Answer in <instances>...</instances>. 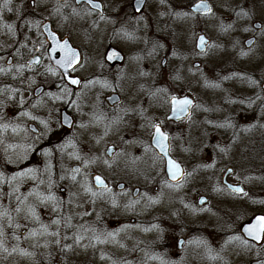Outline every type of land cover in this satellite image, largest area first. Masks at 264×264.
I'll list each match as a JSON object with an SVG mask.
<instances>
[{"label": "rangeland", "instance_id": "obj_1", "mask_svg": "<svg viewBox=\"0 0 264 264\" xmlns=\"http://www.w3.org/2000/svg\"><path fill=\"white\" fill-rule=\"evenodd\" d=\"M31 1L28 2L29 8ZM196 1L198 0H167V3L162 5L160 0H151L144 15V21H147V26L145 27L144 21L140 19H129L130 26L128 28L130 31H135L138 39L143 42L146 41L151 32L152 35L162 38L161 43L164 48L160 49L161 55H166L170 58L171 88H169V92L175 96L191 93L196 97V105L199 107L193 111L194 115L189 122L191 124L189 125L192 126L193 124L194 127L190 128L189 125L185 126L184 124L167 127L172 142L176 144L179 160L183 161L185 155L189 153L184 150L185 147H182V142L185 140L193 142L204 140V143L207 141L205 144L219 142L227 150L226 155L222 154L223 164L227 167L233 155L238 156L236 151L234 154L232 153L233 149L229 145L233 127L225 131L216 125H221L225 122L224 119L233 117L236 120L231 125L237 123L236 132L241 134L243 131L251 130L254 117H256L253 107L254 104L259 102L255 98L264 83V36H261L258 32H245L243 29L251 27L253 23L264 21V5H260L257 0L256 15L252 21H236L235 14L232 11L236 3H243L244 0H208L215 11L214 17H196L193 15L187 19L179 20L169 15L173 11L190 12V7ZM4 3V0H0V58H2L0 59V67L6 68V58L12 55L20 63L23 60L24 50L21 47L19 37L17 35L13 37L3 26L7 24V21L9 24L15 25V30H18L25 19L22 14L24 11L23 5L25 4H22V0H12L10 4L12 11H9L11 12L9 14L8 10L3 7ZM30 9L32 14H35V8L31 7ZM80 17L75 18L73 38L78 43L83 44L84 60L87 61L85 66L89 71L87 75L89 77V75L93 74L89 66L95 60L103 59L102 43L105 42L106 38L115 37L116 34L111 31L106 32L104 30L107 27L106 25H86L84 21L86 18ZM222 21L225 24L234 23L235 30L223 33L220 29ZM201 33L207 35L211 39V43L219 45V47L210 50L202 57L195 51V41ZM144 36L145 39L143 38ZM251 37L257 39L256 44L253 46L249 56H241V51H249L245 49L244 42ZM120 39L126 45L134 44L133 40H128L121 35ZM237 41L239 42L238 44L236 43ZM146 43L148 45L154 44L152 39L150 41L147 40ZM17 52L19 53L18 55ZM173 52H176L177 55L173 56ZM194 62L201 64L199 72L192 69ZM178 70L181 79L176 81L172 77ZM44 71L43 66L39 72L44 73ZM14 74L15 71L8 75L0 74V83L2 85L0 88L5 87V81L1 82V80L5 76L12 77ZM241 75L257 80L259 82L258 85L253 86L247 79H240ZM225 77L229 78L225 79ZM32 79L37 80L35 76H32ZM89 79L93 78L89 77ZM213 79L215 84H219L220 87L206 86L205 80L212 83ZM161 83L163 84L164 82L162 81ZM131 87L132 85L129 84L130 89ZM97 88L98 91L105 90L99 86ZM49 92L55 93L56 90H50ZM25 97H29V94H26ZM43 102H49L47 96H44ZM3 104L4 102L0 106ZM160 104L159 106L161 107L164 104V100H160ZM204 109L208 110L205 111ZM55 110L56 107L53 105L45 109L48 114ZM156 112L160 113V109L156 108ZM157 113L156 117L158 118L160 115ZM52 117H54V114ZM197 118L198 123L196 125ZM25 120H28V118L19 115L11 124H15L18 129H24ZM250 120H252V123H248ZM3 124H6V119L2 114L0 115V125ZM6 134L7 131H0V141H3L0 143V173L5 176L7 167L6 140L8 139ZM239 136L243 137L242 134ZM133 150L132 147L125 146L121 148L124 153ZM196 150L198 153H194V156L198 154L200 159L204 157L203 152L199 148ZM122 157L118 158V162L113 168H108L109 172L117 171L118 174L110 179L117 183H125L131 188L122 193L113 190V194L120 205L118 208L112 206L110 196L106 195L108 203L107 220L112 223H120L118 228L112 229L108 226V223V230L96 228L97 224L95 222L99 221L100 216L99 211L94 212L92 208L91 210L88 208L91 215L83 216V219L77 216V213L83 215L86 209L77 208L73 209L72 212L71 205L68 204L69 199H71V189L67 190L65 197L59 191L55 194L64 201V212L73 216L72 223L75 224L72 229L62 226L60 229L61 237H72L78 232H83V228H81L83 225L97 229L98 233L120 232L118 240L124 247L113 243L99 244L90 239H84L81 245L77 246L73 239H61L60 246L53 243L49 248H33L31 245L34 241L25 240L22 232L26 230L27 233L30 228L36 229L39 225L29 223L21 216L18 220L23 225L21 229H6V245L11 249L18 243L12 238L13 232H16L17 235H21L20 247L34 252L35 258H24L18 254L7 256L0 252V264H113L114 261L116 264H160L159 259H152L153 256L162 257L169 264H258L257 250L247 251L238 242L228 243L230 237L236 236L233 235L234 227L242 225L250 216L254 215V211L238 207L232 210L228 207L227 200L218 202L214 199L209 201L206 206L199 207L197 201L200 197L199 193L202 191V186L197 184V179L191 178L181 190L176 191L165 187L162 164L157 159H153L154 161L147 159V152L144 149L134 150L130 155L129 164L123 163L122 165L124 173L119 174V161ZM15 160H18V155L15 156ZM133 160H135V163H132ZM48 163L50 161L45 163V165ZM193 169H190V172ZM220 173L222 174L224 171ZM219 177L221 178V176ZM33 187L34 182L26 180L20 185V192L26 194ZM134 188L140 189L141 203L134 209H129L125 205L138 198L132 197ZM9 192L11 191L7 184H0V205L8 208L9 211H13L16 201L14 197L9 198L7 196ZM143 194H147L154 199L158 198L159 202L154 205H147ZM75 198L78 201V197L75 196ZM185 204H189L191 207H185ZM82 206L84 205L82 204ZM193 208L195 211L192 210ZM202 209H206V211H202ZM40 210H43L40 217L44 223L50 224L51 219L56 218V213L51 212L50 209L40 207L37 209L39 214L41 213ZM13 214L15 213L13 212ZM87 219L89 221L91 219L95 220V222L88 224ZM132 219L135 220L134 224L131 223ZM85 220L86 222H84ZM153 225H157L159 230L153 228ZM121 229H124V231L121 232ZM145 229L150 230L145 231ZM84 235L91 237L92 233L85 232ZM180 237L186 240L182 249L177 248V242ZM47 239L51 240L52 238ZM43 242L41 240V243ZM161 242L166 243L164 248ZM205 243L207 247L204 246ZM64 245H71L72 251H62L61 248ZM84 245H88V247L85 248ZM155 245L156 248H154ZM208 248L213 250L212 253L208 252ZM216 254H219L222 259L211 258V256Z\"/></svg>", "mask_w": 264, "mask_h": 264}, {"label": "flooded vegetation", "instance_id": "obj_2", "mask_svg": "<svg viewBox=\"0 0 264 264\" xmlns=\"http://www.w3.org/2000/svg\"><path fill=\"white\" fill-rule=\"evenodd\" d=\"M29 1L30 0H22V4H25L23 5L24 11L22 13L25 19L21 24V27L18 30L16 29V32H18L16 35L19 37L21 44H27V48H23V60L19 63V61L16 60L12 55H9L6 58V62L9 58H11V62L13 65H19L28 63L34 56L42 55L43 58L42 65L34 66V71H28L27 69H25L23 82L20 79L14 80L12 78L13 76H7L10 79L13 87L26 89L23 91V99L26 101V103L24 104L23 108L20 107L17 101L7 99V101H5L4 103L6 112V124H9V128L6 134V136L8 137V139L6 140V177L16 175L18 172L28 167L39 168L41 171H43L45 163L50 161V163L54 166V178L57 180L58 185L53 189V191L55 193L59 191L63 195V197H65L67 195V190L71 189V200L73 201V204L71 205L72 212L73 209L77 208H83L86 209V212H89L88 208L90 210L92 208L94 212L99 211L100 219L96 222L95 220L91 219L89 221V219H87L88 224H92L91 222H95L97 224L96 228L98 227L100 228V230H108L107 223L108 226H110V228L112 229L118 228L120 223H112L107 220L106 212L108 203L106 201V195L102 198L90 197L83 192L79 184H74L70 180L60 181L58 177L60 175L66 174V169L80 167L82 169V173L87 175L89 182L93 181L95 175H100L106 180L112 190L122 193L131 187H129L125 183H117L112 181L110 178H114L116 175H118L117 171L109 172L108 167H106L102 163V159L105 158L107 149L114 148L116 152H121V148L126 146L132 147L134 150H145V147H148L149 150L147 151V159H157L163 166V178L165 179V181L169 180L165 172V161L163 160V158L159 157L156 154L152 146L151 131L150 129L143 127L145 121L141 119L139 114H129L124 118V123L119 126L118 130L113 129L108 133L107 136H104L105 125L108 124V122L111 119L115 118L118 114V110L112 104V101H110L111 98L117 97L122 98L125 105L131 107H136L137 105H139L146 109L145 115L149 119L156 118L157 122L163 121L161 127L169 135L170 138L171 136L167 130V127L179 126L181 124L188 126L190 124V121L187 120V118L180 122L168 120V117L170 115L169 104L164 102V104L160 107V100L151 99L147 91L139 90L141 85H143L145 89L149 90L161 88L162 86L163 88H167L168 92L169 88H171L170 58L166 55H161L160 49H158L157 53H155L154 55H148L153 45H148V43H146L147 40L150 41L152 39L154 43L162 44V38L158 37L157 35H152L151 32L146 41L143 42L141 39H136L134 40L133 45H126L120 39V35L118 34L121 27H125L130 31V29L128 28L130 26V22L128 21L129 19H139L141 16L144 17L146 13L145 11L148 9L151 0H144L143 10L140 13H136L134 11V4L136 0H95V2L102 4V11L104 15L109 19L116 21L114 24L105 20H101L99 12H96L95 10H93L95 14L85 15V12L90 9V5H87L85 3H77V0H66L68 6L63 8L61 13L59 14L54 12V9L58 6V0H37L39 7H33L32 0L30 2V8H35V14H32V10L28 6ZM59 2L64 3V0H59ZM198 2H200V0L193 3V5L190 7V12L192 10V7ZM206 2L210 4L208 0H206ZM114 4L119 6V12L114 10ZM73 9L79 12L80 15H73ZM9 14H11V12H9ZM80 16L86 18L84 19L86 25H106L107 27L104 29L106 32L111 31L116 34L115 37L111 36L110 38H106L105 42L102 43L103 59L95 60L89 66L91 72H93V74L89 75V77L101 80L106 79L113 85L119 84L124 89V91L121 92L119 87L116 91H111L109 89L98 91V85L94 88H86L81 90V88L79 87L74 88L70 85V87H72L73 93L75 94L73 95L74 100L76 99V95H80L83 97L80 102L82 104V111L86 113V115H81L80 113H78L70 103H61L59 101L43 102L39 107H31V105L40 98L41 94L39 96H35V91L38 88H42L44 93H47L50 90H56L55 93L60 94V89L57 88V84L65 83V81L61 80L60 76L58 75H41L42 73L39 72L45 64L51 65L58 72L62 71L56 66V64L50 57V42L45 36V30L48 29L45 27H49L52 32L58 35V40L61 44L65 40L68 41V43L72 47H74L81 53L82 61H85L84 52L82 49L83 44L78 43L75 38H73L75 18ZM194 16L205 17L202 14H194ZM26 21L34 22L39 25V27H34L29 30V25L25 23ZM6 23L9 24L7 21ZM4 29L6 28L4 27ZM200 35H204L209 41H211V39L207 37V35L202 33L199 34L195 41V51L197 54L199 51L196 48V43ZM155 37L157 40L155 39ZM143 38L145 39V36ZM251 38H254L257 42V39L255 37ZM245 42L244 47L245 49L249 50V48H246ZM37 49H39V51H37ZM55 51L56 60L57 57L60 56V54L57 53L58 44H56ZM109 54H113V56H111L112 58L110 60H107L106 58L109 56ZM202 56L203 55H200V57ZM6 62L5 66L7 68L8 65L6 64ZM195 65H198V67H195ZM200 68L201 64L199 62H194L192 64V69H194L196 72H199ZM14 71L15 70L13 69V72ZM143 72L148 73V75H141V73ZM88 74L89 71L86 66L84 69H78L77 71L71 73L73 77L80 78L84 83H86V80L89 79V77H87ZM121 75H123L124 79H120ZM32 76H35L37 78L36 81L39 85L36 83V86L32 88H26L27 82L29 81V79H32ZM162 81L164 82L163 84L161 83ZM212 83L215 84L214 79ZM129 84L132 85L131 89L129 88ZM263 86L264 83L261 85V91L257 93L258 96L255 98V100L259 102L257 104H254L253 107L256 117H254L253 125H251L250 128L251 130L243 131V133H241L243 137H240L239 135L241 134L236 132L238 128L237 123L232 125L233 134H231V138L229 139V145L233 149L232 153L234 154V152L236 151L238 156L233 155V158L231 159V162L227 167H225L223 164L224 160L222 154L224 153H220L219 148L217 147L219 146L224 148V146H222L219 142L205 144L207 141H205L204 143V140H197L198 143L185 140L182 142V147L190 149V151H188V154H186V152L185 159L183 161H180L178 157L179 155L177 152V147H175L176 144H174L170 139L171 156L175 160H177L186 171L190 172V169L192 170L193 168L198 170L195 173L194 179H197V184L202 186V191L199 193L200 197L197 201V205L199 207L206 206L212 199L217 200L218 202L227 200L228 207L232 210H235L238 207L244 209L248 208L255 212L254 215L250 216L242 225L236 228L234 227L233 235H239L244 238L245 236L242 233L243 228H246L248 224L252 223L256 217L264 215V204L259 203V201L264 200V98H258L264 97ZM26 94H29V97H25ZM169 94L171 93L169 92ZM97 96L99 97V102L96 99ZM185 96L192 99L194 104H196V97L191 93H186L184 95L176 97L183 98ZM50 105L56 107V110L48 114L45 109H47ZM89 105L98 106V111L105 114L108 117V120L102 121L96 127H90L87 130H84L79 128V125L81 124V122L86 123L91 117L93 108L89 107ZM156 108L160 109V113L156 112ZM21 111H29L32 115L38 117V119L25 120L26 123L24 125V129H28V131H22V128H20L21 130L13 132L12 127H15V124L12 125L11 122L20 115ZM156 113L159 114L160 117L157 118ZM53 114L54 117H52ZM193 115L194 114H192V116ZM65 116H67L71 121L72 127H69L67 124L57 125L58 135L45 136L43 134L44 130L40 125L39 120H48L51 123L56 124L57 121L62 120V118ZM224 120L225 122L221 125H227L228 123L232 124L234 123L236 118L228 117V119ZM251 121L252 120L248 121V123H250ZM197 123L198 118L196 121V125ZM193 127L194 125L192 124L190 128ZM220 128L227 131L230 127ZM31 129H35V132L31 131ZM37 136L40 137L39 140L36 139ZM101 136H104V138L100 139ZM70 138H76V140L78 141L77 148L80 152V155L85 159L92 156H98L102 158L101 161H98L96 164L91 165L88 168H85L80 161L70 158V153L73 151L72 149H67L64 152H61L60 145ZM98 139H100L99 144H97L96 142ZM8 145L19 147H16V152L13 153V151L8 148ZM25 145H32L35 148V151L30 152L27 158L23 161L15 160L16 155L19 156V154H22L23 147ZM198 148L204 154V157H202L201 159L198 154L194 156V153H198L196 152V149ZM46 150H51L52 155L50 157L42 155V152ZM133 151L125 153V155L119 161V174L124 173L122 165L123 163L126 165L129 164L130 155ZM9 158H11L12 163L8 162ZM209 164H215V167L207 168L206 166ZM229 168L233 170L231 173L227 171ZM221 171H224V173L221 174ZM219 176H221V178ZM78 180H81L82 182V177H78ZM121 185H123L122 188ZM227 185L243 188L248 193V196L241 197L234 193H230ZM93 187L94 190H98L96 189V186L94 184ZM217 187L222 188L223 191H215V188ZM8 188L10 191H12L9 186ZM136 189H138V194L140 193L139 188H134L132 197ZM75 196L78 197V201H76ZM201 199H204L206 203L199 204V201ZM93 200L95 201L94 203ZM77 204L80 206L76 207ZM82 204L84 206H82ZM40 212V215L42 216L43 210H40ZM84 222H86V220ZM131 223L134 224L135 220L132 219ZM25 233L26 230L22 232V234ZM185 243V238L180 237L177 242V248L182 249V246H184ZM249 244H255L256 246L253 249L259 251L261 253L260 258L264 259V247H262L261 244H257L251 240H249ZM161 245L164 248L166 246V243L161 242ZM154 248H156V245Z\"/></svg>", "mask_w": 264, "mask_h": 264}, {"label": "snow or ice", "instance_id": "obj_3", "mask_svg": "<svg viewBox=\"0 0 264 264\" xmlns=\"http://www.w3.org/2000/svg\"><path fill=\"white\" fill-rule=\"evenodd\" d=\"M260 5H264V0H258ZM12 3V0H5V3L3 5L4 8H6L8 11H12V8L10 7V4ZM77 3H85L87 5H90V9L85 12V15H93L95 14L93 10L96 12H99L100 19L108 21L110 23H115V20H111L108 17H106L102 11V4L95 2V0H77ZM160 3L162 5H165L167 3V0H160ZM257 0H244L243 3H236L235 7L232 8V11L235 14L236 21L246 20V21H252L254 20V17L256 15L255 7H256ZM143 4L144 0H136L134 4V11L136 13H140L143 10ZM67 2L64 0V3H60L58 0V6L54 9V12L59 14L61 13L62 9L67 7ZM33 7H39V4L37 3V0H33ZM230 7V5H229ZM113 8L115 11L119 12L120 8L117 5H113ZM73 15L79 16L80 13L77 12L75 9H73L72 12ZM194 14H202L205 17H214L215 11L211 4L206 2V0H200L199 3H197L191 10V12H170L169 15L173 16L176 19L183 20L187 19L189 16H193ZM163 15V13H161ZM141 21H144V17L141 16L139 18ZM29 30L34 27H39L34 22H28ZM145 27L147 26V21H144ZM4 27L7 29L8 33H11L13 37L16 36V30L15 25L12 24H5ZM220 29L223 33H228L230 30H235L234 23H228L225 24L223 21L220 24ZM245 32H258L261 36H264V21L260 23H253L251 27H245L243 29ZM51 34V33H50ZM122 37L128 39V40H136L138 37L136 36L135 31H128L125 27H121L119 33ZM239 43L238 41L236 42ZM58 44V50L64 54L63 59L56 61L57 67L61 69L62 71L58 72L56 69H54L51 65H44V74H50L52 76H60L61 80H64L65 83L57 84V88L60 89V94H55L52 92H41L40 98L35 101L31 107H39L43 103L44 96H47L49 101L52 102H61V103H70L72 107L81 115H86L82 111V104L81 100L83 99L82 96L76 95V99H73V93L72 86H77L81 88V90L86 88H94L97 85L102 89H109L111 91H116L117 88H120V91L123 92L124 89L119 85H113L110 81L104 79H88L86 83L82 82L80 78H75L71 75V73L77 71L78 69H84L87 61H82L81 59V53L78 52L74 47H72L68 41H63L61 44L59 41H57ZM255 44V40L248 41L249 45V51L244 52L241 51V56L247 57L249 56L250 52L252 51V46ZM22 48H27V44H21ZM219 47V45L211 43L204 35H200L198 37L196 48L199 50V55H206L210 50H213L215 48ZM164 45L160 43H154L152 46L151 51L148 53V55H154L157 53L158 49H163ZM39 51V49H37ZM19 53L17 52V55ZM173 56H176L177 53L173 52ZM42 55L41 56H34L30 61L26 64H19V65H13L11 61H7L8 67L3 68L0 67V74L2 75H8L13 72V69L15 70V74L13 75V79H20L22 82L24 80V72L25 69L28 71H34V66H40L42 65ZM108 59H111L112 57H107ZM2 59V58H0ZM198 67V66H196ZM141 75L147 76L148 73L143 72ZM238 75V74H234ZM173 80H180V74L179 70L177 73L172 77ZM229 77H225V79H228ZM120 79H124L123 75H121ZM240 79H247L250 84L253 86L258 85V81L255 79H252L251 77H245L243 75L240 76ZM36 84L35 79H29L27 82L26 88H32L33 85ZM205 84L208 87L218 88L220 87L219 84L209 83L207 80H205ZM26 89L20 88V87H11V86H5L3 88H0V96H6L7 99L17 101V103L20 105L21 108H23L26 101L23 99V91ZM140 91H147L148 95L151 99H158V100H164L167 104L170 106V112L171 116H169V119H178L183 120L187 118V120H192V114L193 111L199 107L198 105L194 104L193 100L188 98L187 96L183 98H178L174 95L169 94L167 88H156V89H145L143 85L140 86ZM258 98H264V97H258ZM97 101L99 102V97L97 96ZM3 101H0V104H2ZM112 104L115 106V108L118 110V114L115 118L111 119L108 124L105 125L104 129V136H107L110 131L113 129H119V126L124 123V118L128 116L131 113H137L140 115L141 119L145 121V124L143 127L150 129L151 131V137H152V144L155 145L156 148L160 150V153H162L163 157L166 158L165 160V168H166V175L170 178L169 180L165 181V187L179 191L181 190L187 181H189L191 178H194L195 173L198 171L197 169H193L192 172L186 171L181 164L175 160L171 156V144H170V137L169 135L162 129L161 122H157L156 118L149 119L145 115L146 109L143 107L137 105L136 107H131L128 105H125L122 98L117 97L112 100ZM89 107L93 108L92 115L89 118V120L85 122H81L79 125V128L87 130L90 127H96L99 125L102 121L108 120V117L103 114L102 112L98 111V106L89 105ZM207 111L208 109H204ZM21 117H26L30 120H37L38 117L31 114L29 111H21L20 112ZM40 125L43 127L44 135L45 136H56L58 135L57 132V125H63L67 124L69 127H72V123L69 120L67 116L63 117L62 120L57 121L56 124L51 123L48 120H39ZM211 123V122H209ZM218 127H232L231 123H228L227 125H216ZM9 128L8 124L0 125V131L6 132ZM18 127H12L13 132H17ZM22 131H28V129H22ZM31 131L35 132V129H31ZM104 136H101L100 139H103ZM37 140L40 139L39 136L36 137ZM100 139H98L96 142L97 144L100 143ZM3 141H0L2 143ZM78 141L76 138H70L66 140L63 144L60 145V151L64 152L67 149H72L73 151L70 153V158H73L77 161H80L85 168L90 167L91 165L96 164L98 161H101V157L98 156H92L87 159H85L83 156L80 155V152L77 148ZM16 147L19 146H12L8 145V148L13 151V153L16 152ZM219 152L227 154V150L223 147H219ZM149 150L148 147H145V152ZM185 151H190V149L185 148ZM35 151V148L32 145H25L23 147L22 154H19L18 160L23 161L27 158L28 154L30 152ZM42 155L51 156L52 152L51 150H46L42 152ZM125 153L123 151L116 152L114 148L107 149L105 158L102 159V163L108 167L113 168L114 165L117 164L118 158L124 156ZM9 163H12L11 158H9ZM132 163H135V160L132 161ZM53 165L51 163H48L45 165L43 171H41L39 168L34 167H28L26 169L21 170L16 175H13L11 177H6L3 173H0V184H7L12 191L7 193V196L9 198L14 197L16 201V206L13 209V211H9L8 208H5L3 205H0V252L6 254L7 256H12L13 254H18L20 257L24 258H35V253L28 251L22 247H20L19 242L21 241V235H17L16 232H13L12 238L16 240L18 243L13 246L11 249L7 247L6 241H7V232L6 229H15L19 230L23 227L18 220L22 216L25 221H28L29 223H35L39 225L36 229H29L26 234H22L24 236L25 240H31L34 241V243L31 245L33 248L37 247H43V248H49L53 243L57 246L61 245V239L67 240V239H73L75 245L79 246L81 245L82 241L84 239H90L94 240L96 243L99 244H107V243H113V244H119L120 247H124L123 244H120L118 237L120 235V232H102L98 233L97 229L93 227H85L81 226L83 228V232H78L74 234L72 237L63 236L61 237V227H65L68 229H72L75 227V225L72 223L73 216L71 214H65L64 212V201L59 198L53 189L57 187V180L55 177V172L53 171ZM207 168H214L215 164H209L206 166ZM229 173H231L233 170L229 168L227 170ZM66 174L60 175L58 179L60 181L63 180H70L74 184H79L80 188L83 190V192L90 197L96 198V197H103L105 195L110 196L111 203L114 208L120 207L118 201L116 200L112 188L108 185L106 180L102 178L100 175H95L92 182H89L88 177L86 174L82 173V169L80 167H76L73 169H66ZM78 177H82L81 180H78ZM26 180H30L34 182V187L28 191L26 194H23L20 192V185L25 182ZM171 181H174L175 183H171ZM93 184L96 186V189L94 190ZM123 185H121V188ZM228 190L230 193H234L241 197H247L248 193L241 187H234L232 185H228ZM215 191L221 192L223 191L222 188L217 187L215 188ZM137 199L130 201L128 204L125 205L126 208L134 209L137 205L141 203V197L139 194H137ZM143 198L146 200L147 205H154L159 202V199H154L151 196H148L147 194H143ZM95 201L93 200V203ZM200 204L206 203L204 199H201L199 201ZM259 203L264 204V200L259 201ZM69 205L73 204V201L69 199L68 201ZM80 205H76V207H79ZM43 207L46 209H50L51 212L56 213V218L51 219L50 224L44 223V221L41 219L39 212L37 211L38 208ZM185 207H191L189 204H185ZM195 211V209H192ZM202 211H206V209H202ZM13 212L15 214H13ZM91 215L89 212L83 213V215L77 213V216H79L81 219H83V216ZM54 226V227H53ZM153 228H157V225H153ZM150 229H145V231H149ZM159 230V229H158ZM124 231V229H121V232ZM244 233H246V236L251 240L255 241L257 244H261L262 247H264V215H261L255 219V223H252L249 227H246L243 229ZM85 232H91V237H86L84 235ZM47 238H52L47 239ZM249 239H245L242 236L236 235L229 238L228 243H239L240 246L247 251H251L253 248H255V244H249ZM41 240L44 242L41 243ZM93 246H95L93 244ZM207 247L206 243L204 245ZM85 248L88 247V245H84ZM62 251H72L71 245H64L61 248ZM212 249L208 248V252L212 253ZM258 258V264H264V259L260 258L261 253L257 251L256 253ZM103 258V257H102ZM212 259H222V257L219 256V254L211 256ZM152 259H159L160 264H169L168 261L164 260L162 257L153 256ZM113 264H116L114 261Z\"/></svg>", "mask_w": 264, "mask_h": 264}, {"label": "water", "instance_id": "obj_4", "mask_svg": "<svg viewBox=\"0 0 264 264\" xmlns=\"http://www.w3.org/2000/svg\"><path fill=\"white\" fill-rule=\"evenodd\" d=\"M136 2V1H135ZM199 3V2H198ZM197 4V3H196ZM195 4V5H196ZM194 5V6H195ZM193 6V7H194ZM192 7V8H193ZM45 28H47L48 30H45V36L47 37V39H48V41L50 42V49H49V54H50V57H51V59H52V61L56 64V61H58V60H61V59H63V57H64V54L62 53V52H60L59 50L57 51V53H59L60 54V56L59 57H57V59L55 60V53H56V51H55V49H56V44H57V41H59L58 39V35L57 34H55L54 32H52L51 30H50V28L49 27H45ZM51 33V34H50ZM250 40H255L254 38H251V39H249V40H247L246 42H245V46H246V48H249V45H248V41H250ZM255 42H256V40H255ZM77 50V49H76ZM198 50V49H197ZM78 51V50H77ZM199 51V50H198ZM79 52V51H78ZM113 53V52H112ZM59 54H57V55H59ZM111 56H113V54H109V56L108 57H111ZM107 60H110V59H108V58H106ZM7 61H11V58H9ZM6 64H7V62H6ZM8 65V64H7ZM56 66H57V64H56ZM196 66H198V65H195V67ZM72 86V85H71ZM72 87H74V88H78L77 86H72ZM263 89H264V86H263ZM41 92H43V89L42 88H38L36 91H35V96H39L40 94H41ZM113 99H115V98H111L110 99V101H112ZM172 114H171V112H170V115L169 116H171ZM186 119V118H185ZM185 119H183V120H185ZM168 120H171V121H175V122H180V121H182V120H178V119H169L168 118ZM152 146H153V148H154V150L156 151V153L160 156V157H162L163 159H164V161L166 160V158H164L163 157V155H162V153H160V150L158 149V148H156L155 147V145L154 144H152ZM165 172H166V168H165ZM168 177V176H167ZM168 179H170L169 177H168ZM171 182H174V181H171ZM175 183V182H174ZM227 187H228V185H227ZM137 194H138V189H136L135 190V192H134V194H133V198H136L137 197ZM200 204V203H199ZM259 217V216H258ZM257 218V217H256ZM255 218V219H256ZM255 219L253 220V222L252 223H255ZM252 223H250V224H248L247 225V227H249ZM244 229V228H243ZM242 233H243V235L245 236V238H247V239H249L247 236H246V233H244V231L242 230ZM250 240V239H249ZM255 242V241H254ZM256 243V242H255Z\"/></svg>", "mask_w": 264, "mask_h": 264}, {"label": "trees", "instance_id": "obj_5", "mask_svg": "<svg viewBox=\"0 0 264 264\" xmlns=\"http://www.w3.org/2000/svg\"><path fill=\"white\" fill-rule=\"evenodd\" d=\"M3 81H5V86L7 85V86L13 87L11 81L9 80V78L7 76H5V78L3 80H1V82H3ZM1 86L2 85L0 83V87ZM0 101H3L5 103V101H7V97L1 96L0 97ZM2 114H3L4 118L6 119V115H5L6 114V112H5V104H3L2 106H0V115H2Z\"/></svg>", "mask_w": 264, "mask_h": 264}]
</instances>
